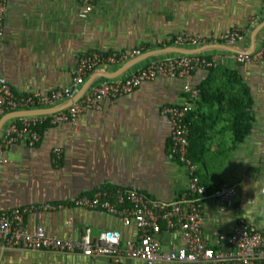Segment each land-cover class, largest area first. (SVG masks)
Wrapping results in <instances>:
<instances>
[{
	"label": "crops",
	"instance_id": "crops-1",
	"mask_svg": "<svg viewBox=\"0 0 264 264\" xmlns=\"http://www.w3.org/2000/svg\"><path fill=\"white\" fill-rule=\"evenodd\" d=\"M79 10V0H6L0 77L13 93L45 94L70 87L78 56L91 51L144 48L146 53L178 48L214 59V83L225 81V74H234L247 89L252 100V122L246 139L234 145L229 118L217 107L220 116L216 124L211 130L205 128L200 137V148L205 151L194 164L200 183L209 188V195L222 184L237 192L232 207L209 195L202 200V238L216 246L221 236L232 232L237 216L264 230V61L239 64L234 59L237 53L252 49L251 33L264 22V0H95L87 18H81ZM232 30H243L244 39L235 44L210 43L212 37ZM180 35L206 42L175 44ZM263 36L264 28L255 35L253 52L261 47ZM180 55L172 51L153 55L118 77L97 78L89 88L123 81L152 61ZM123 64L97 69L91 75H113ZM207 77V71L198 70L188 84L196 90ZM184 84L177 78L144 82L121 97L101 100L98 107L83 112L75 125H49L34 147L15 145L0 150V214L26 208L31 211L25 217L30 232L42 227L47 236L60 240H78L89 227L93 234L118 230L122 245L135 241L139 232L134 224L125 226L118 216L70 204L80 196L115 188L134 189L165 203L181 198L189 179L186 169L171 155V126L164 109L185 102L188 94ZM19 120L8 121L0 134ZM55 150L60 152L58 162ZM61 202L70 206L52 212L38 209ZM160 227L158 241L164 252L186 245L178 228L166 230L163 223ZM0 264L110 261L106 257H86L79 250L62 253L8 249L0 242Z\"/></svg>",
	"mask_w": 264,
	"mask_h": 264
},
{
	"label": "built area",
	"instance_id": "built-area-1",
	"mask_svg": "<svg viewBox=\"0 0 264 264\" xmlns=\"http://www.w3.org/2000/svg\"><path fill=\"white\" fill-rule=\"evenodd\" d=\"M81 18H87L94 7L95 0H79ZM6 0H0V38L3 36ZM243 30H232L219 37H212L211 44L220 42L235 44L244 39ZM175 44L197 45L206 42L204 39L191 38L188 35L177 36ZM145 52L144 48L121 52L91 51L78 56L72 85L55 89L49 93H32L16 95L8 82L0 77V118L8 113L26 110L51 108L61 102H67L78 91L85 80L97 69L107 66L121 65ZM239 64H259L264 61V36L261 47L252 53H239L234 56ZM216 67L214 59L198 55H181L163 61H152L141 69L119 82H103L89 88L82 98L68 108L52 115L20 118L4 128L0 134V150L12 146L34 147L41 136L36 129L47 123L75 125L79 116L99 106L103 99H116L131 92L142 83L156 78L181 79L185 82L183 90L189 97L180 105L164 109L171 126V155L179 166H183L188 174V185L181 198L173 203H165L147 198L140 192L130 188L97 190L90 195H83L71 201V206L81 209L99 210L109 215L118 216L122 224H134L139 235L135 241L121 243L118 230H105L93 234L91 228L83 230L78 240H60L46 235L44 228L36 227L30 232L25 223L26 215L31 212L14 209L8 214H0V242L8 249L29 251H56L72 253L79 250L86 257H106L110 264L181 263V264H264V230L249 225L242 216H237L235 226L229 235L221 236L216 246L208 245L202 238L201 223L203 207L201 202L207 198L208 191L201 185L194 163L188 157L189 130L185 118L192 108V102L198 99V91L192 89L188 82L194 72L206 71ZM56 162L60 160V152L55 150ZM234 205L237 196L235 188L220 185L209 195ZM65 202L46 204L38 209L52 212L70 206ZM160 223L166 230L178 228L184 236L186 245L172 248L164 252L158 241L161 232ZM124 260H128L125 262Z\"/></svg>",
	"mask_w": 264,
	"mask_h": 264
},
{
	"label": "trees",
	"instance_id": "trees-1",
	"mask_svg": "<svg viewBox=\"0 0 264 264\" xmlns=\"http://www.w3.org/2000/svg\"><path fill=\"white\" fill-rule=\"evenodd\" d=\"M216 69H208L207 79L196 87L198 99L192 102V108L185 118L189 130L188 157L194 164L200 161L205 151L203 147L200 148V137H203L205 128L211 130L214 127L220 116L217 107H221V111L229 118L228 129L232 134L234 145L242 143L251 129L252 118L249 110L252 100L247 94V89L234 78V74H225V81L214 83ZM49 127L44 123L36 129L42 136L44 130ZM201 185L209 189L204 183Z\"/></svg>",
	"mask_w": 264,
	"mask_h": 264
},
{
	"label": "water",
	"instance_id": "water-1",
	"mask_svg": "<svg viewBox=\"0 0 264 264\" xmlns=\"http://www.w3.org/2000/svg\"><path fill=\"white\" fill-rule=\"evenodd\" d=\"M264 28V22L257 26L251 33L250 39H251V50H249L248 53H252L253 52V45H254V38L255 35ZM176 52L178 54L181 55H191L193 53H195V51H184L181 49H174V48H169L168 50H161V51H150V52H146L144 54H141L140 56L133 58L131 60H129L128 62H126L125 64H123L113 75H106V74H94L91 75L88 80L81 86V88L74 94V96L68 100L67 102H65L64 104L58 106V107H51V108H47V109H38V110H26V111H17V112H11L8 114L3 115L0 118V132L2 130V128L4 127V125L10 121V120H14V119H20V118H25V117H32V116H42V115H52L55 114L59 111H62L66 108H68L69 106H71L72 104L76 103L77 101H79L82 96L85 94V92L89 89V87L92 85V83L94 82V80H96L97 78H105V79H112L115 77H118L120 75H122L124 72H126L129 68L135 66L136 64H138L139 62L145 60L146 58H149L153 55H158L160 53L163 52Z\"/></svg>",
	"mask_w": 264,
	"mask_h": 264
},
{
	"label": "clouds",
	"instance_id": "clouds-1",
	"mask_svg": "<svg viewBox=\"0 0 264 264\" xmlns=\"http://www.w3.org/2000/svg\"><path fill=\"white\" fill-rule=\"evenodd\" d=\"M237 54H239V53H237ZM181 56V55H180ZM207 71V70H206Z\"/></svg>",
	"mask_w": 264,
	"mask_h": 264
}]
</instances>
